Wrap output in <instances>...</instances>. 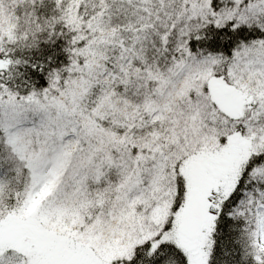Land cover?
I'll list each match as a JSON object with an SVG mask.
<instances>
[{
  "label": "snow or ice",
  "instance_id": "obj_1",
  "mask_svg": "<svg viewBox=\"0 0 264 264\" xmlns=\"http://www.w3.org/2000/svg\"><path fill=\"white\" fill-rule=\"evenodd\" d=\"M0 264H264V0H0Z\"/></svg>",
  "mask_w": 264,
  "mask_h": 264
}]
</instances>
